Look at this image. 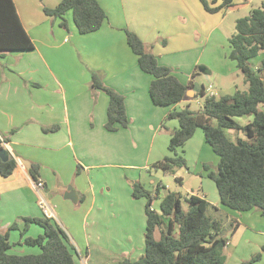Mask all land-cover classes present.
<instances>
[{"label": "crops", "instance_id": "1", "mask_svg": "<svg viewBox=\"0 0 264 264\" xmlns=\"http://www.w3.org/2000/svg\"><path fill=\"white\" fill-rule=\"evenodd\" d=\"M61 1L14 0L34 48L0 51V140L17 160L12 175L3 177L0 174V199L11 197L8 212L3 211L0 215V231L8 230L14 222L24 227L27 216H45L40 210V196L47 198L43 189L38 191L35 188V180L30 173L33 164L40 166L38 180L44 182V189L51 190V181L70 179L74 173L86 177L106 165L133 167L125 160L132 158L133 152L140 149L139 164L149 159V147L154 148L156 134L161 132L164 119L178 104L161 106L153 102L150 85L154 77L140 68L137 55L127 43L125 29L137 33L159 61L171 67L176 75L183 65L191 70L195 68L194 72L198 73L193 79L194 72L190 73L188 80L177 75L183 83L192 80L200 84L196 80L200 72L204 76L209 74L207 67L203 71L197 70L198 59L195 58L199 39L198 36L195 38L194 31L200 28L197 20H203L206 26L208 18L203 5H194V13L190 11V14L180 16L179 19L184 20L180 23L166 14L159 15L157 19L147 15L141 9L143 0H98L108 18L99 30L81 34L72 11L65 14V25H62V19L52 18L44 12V7H55ZM234 3V6L239 5L236 0ZM93 71L99 72L108 87L124 95L129 117L127 127L120 126L113 131L106 128L110 97L105 91L91 86ZM197 92L190 89L188 99L196 97ZM178 125L173 123L172 130ZM53 126L58 128L44 130ZM151 133L153 140L149 137ZM204 145L202 148L205 149ZM160 154L155 160H161L167 153ZM78 165L82 166L79 174L76 173ZM139 181L143 183L142 178ZM201 183L199 179L194 181L190 196L197 194ZM99 187L97 189L94 184L91 188L75 185L76 203H83L91 197L85 218L95 215L91 223L87 218L88 247L86 250L77 249L79 260L76 258V264H117L123 258H140L145 252L146 203L145 206L140 204L141 209L136 210L140 218V226L136 229L132 193H112L111 188L107 193L100 191ZM66 192L67 189L62 194ZM201 196L219 208L216 211L219 215L231 218V228L238 222L234 234L242 227L255 226L254 220L264 223L258 210L237 212L224 207L219 196L216 200L208 199L206 194ZM162 197L154 200L159 205L156 209L153 202L154 210L160 211ZM108 209L115 212L117 221L98 224L100 217L97 214L107 213ZM29 230L32 231L26 236L44 233L43 227L29 226ZM11 231L21 233L19 229ZM11 231L10 241L17 243L12 241ZM136 244L141 246L132 252L130 246Z\"/></svg>", "mask_w": 264, "mask_h": 264}, {"label": "trees", "instance_id": "2", "mask_svg": "<svg viewBox=\"0 0 264 264\" xmlns=\"http://www.w3.org/2000/svg\"><path fill=\"white\" fill-rule=\"evenodd\" d=\"M234 1L201 0V3L206 11L216 13L233 7ZM68 11L73 12L81 34L99 30L108 18L98 0H62L55 7H44L46 15L62 19V25H65ZM125 32L127 43L137 55L140 68L154 77L150 85L153 102L161 106H175L188 99V91L195 87V83L192 80L183 83L171 67L159 61L137 33L129 29H125ZM229 40L230 58L236 61L245 75L248 90H237L233 94L216 97L207 95L205 86L201 85L196 93V96L204 97L200 111L192 110L190 105L183 109L173 107L165 118L176 119L179 123L171 131L168 146L170 155L156 161L154 166L168 172L185 166L184 147L201 127L206 143L220 158L217 171H210L209 177L216 183L221 204L237 212L258 210L264 216V60L257 70L250 63L251 59L264 52V0L249 15L237 20L236 31ZM32 48L34 42L20 20L14 0H0V51ZM91 86L105 91L110 97L106 128L113 131L120 126L127 127L129 117L124 95L108 87L96 71L92 72ZM244 116H253V119L242 124L238 118ZM57 128L53 126L44 130L53 131ZM228 129L242 131L247 138L232 140ZM16 167L17 160L11 152L8 160L0 158V174L3 177L12 175ZM81 167L77 166V174ZM39 169L38 164L30 168L35 181H38ZM199 189L197 194L187 198L188 209L184 208L180 194L169 191L161 198L160 211H156L152 205L160 197V186L153 192L146 189L141 181L134 182L133 197L147 198L145 252L138 259L123 258L117 264H225L224 249L228 239L222 235L223 216L215 217L208 213L212 204L201 196ZM215 210L219 211V208L215 207ZM24 222L22 228L18 222H14L8 230L0 231V264H76L78 251L67 232L53 217L27 216ZM32 223L43 227L44 233L36 237L25 236ZM237 227L238 222L233 224L232 229ZM12 229H19L24 239L12 243ZM157 230L160 231L159 239L155 235ZM17 244L40 247L41 252L11 253L10 250ZM261 258L262 254L256 253L240 264H255Z\"/></svg>", "mask_w": 264, "mask_h": 264}, {"label": "rangeland", "instance_id": "3", "mask_svg": "<svg viewBox=\"0 0 264 264\" xmlns=\"http://www.w3.org/2000/svg\"><path fill=\"white\" fill-rule=\"evenodd\" d=\"M262 1L263 0H236L239 4L237 6L219 13L208 12L206 13L208 16L207 27L203 20L199 18L197 20V27H200L199 30L194 31L195 38L198 36L199 39L197 52L195 54V58L198 59L197 70L201 71V69L207 67L209 69V74L204 76L202 74L203 72H200V77H197L196 80L201 85H204L205 88L212 85L213 91L216 92V97L225 94H233L236 90H248L249 85L246 82L245 75L237 66L236 61L230 58L231 45L229 38L236 31L237 20L249 15L252 9L261 6ZM142 2L144 3L141 5V9H143L147 15L157 19L159 15L166 14V16L176 20V22L180 21V23L184 22V20L179 19L180 16L186 13L190 14V11L194 13V5H202L200 0H143ZM143 10L141 12H143ZM160 43L163 44V40H160ZM263 60L264 52H261L258 56L251 59V66L257 70ZM194 69L191 70L189 66L183 65L177 70V75L180 76L182 80H188L190 73L194 72ZM188 100L189 101L183 100L178 103L177 109H183L187 105H190V108L194 111H200L202 109L204 97L197 95ZM252 119L253 116H244L239 117L238 121L244 124ZM164 121V124L166 123L165 127H160L161 132L156 134L154 148L149 147V159L144 160L142 165L139 164L140 159L137 158L142 152L140 149L133 152L132 158H127L125 160V163L134 165L133 167L106 165L99 171H92L93 173L86 177L85 175L77 176L74 173L70 179L51 181V190L50 188L48 190L43 189V194L53 205V218L67 232L76 249L86 250L88 247L86 221L88 218V222L91 223L95 215L85 218L86 211L91 203V197L87 198V201L83 203H76L71 199L65 198V194L63 195L62 192L65 191V189L68 190L71 186L75 188V185L80 184L83 188H91V185L94 184L98 189L101 184L99 187L100 191L109 193V188H111L112 193L126 192V194H128L130 192L132 193L133 183L139 181V178H142L143 184L148 190L155 192L158 186H160L161 197L166 195L169 191L180 194L184 208L188 209L189 202L187 198L190 197V191L194 189V181L199 179L202 181L199 193L203 195L206 194L207 198L210 200L217 199L219 195L216 183L209 177V172L217 171L220 158L209 144L203 143L205 140L203 139L204 136L201 127L197 129L194 136L184 147L183 154L186 159L185 166L177 167L174 171L169 172L163 170L161 167L154 166L155 161H157L155 157L158 154L166 152V155H170L168 149L170 130L174 128L173 123L178 125L177 120L164 119ZM138 131L143 133L142 129ZM227 133L229 137L235 141H237L238 138H247L244 132L235 129H228ZM149 137L153 140L152 133L149 134ZM203 144H205V149L202 148ZM126 150L129 151L128 149ZM146 161H148V164H146ZM96 172L99 173L97 174ZM177 178H181V180ZM196 183L197 182H195V185ZM9 198L11 197L7 196L6 199V197L3 196V199H0V215L4 213L3 211L8 212L10 207ZM132 199H134L132 202L134 225L137 229L140 226V218L137 216L136 210L141 209L140 204L142 203H144L145 206L147 198L140 197L137 199L132 195ZM6 200H8V202H6ZM154 206L156 209H159V205L156 201H154ZM40 210L42 215H44V211L42 209ZM208 213L215 217L219 216L213 204L208 210ZM97 216L100 217L98 218V224H102L104 221H117V219H115V212H112L110 209H108L107 213L97 214ZM261 218L264 220L263 215H261ZM254 221L255 226L242 227L234 234L230 226L231 218L223 216L222 235L227 236L230 242L224 249L226 255L225 264H239L243 260L250 259L256 253H261L262 258L255 264H264V223L260 220ZM30 226L32 228H41L37 224H32ZM144 226L146 227V219L144 220ZM31 231L32 230L28 229L25 236L30 235ZM11 233L13 234L12 241L18 242L24 239V237H21L19 231H11ZM156 237L160 238L159 230L156 231ZM144 245L145 239L143 247ZM140 246V244H136L130 247H132L133 252L134 248L139 249ZM10 252L16 254H30L40 253L41 249L40 247L22 244L15 246ZM77 256L78 255H76V258H78Z\"/></svg>", "mask_w": 264, "mask_h": 264}, {"label": "built area", "instance_id": "4", "mask_svg": "<svg viewBox=\"0 0 264 264\" xmlns=\"http://www.w3.org/2000/svg\"><path fill=\"white\" fill-rule=\"evenodd\" d=\"M206 92H207V95H209V96H216V92L213 91L212 85H210L208 88H206ZM3 144L5 146H7L6 142H3ZM34 185L38 191L44 189V187H45L44 182L41 180L35 181ZM40 204H41V207H42L45 215L48 217H53L52 215H54V210H53L52 206L48 203V201L43 196H40Z\"/></svg>", "mask_w": 264, "mask_h": 264}, {"label": "water", "instance_id": "5", "mask_svg": "<svg viewBox=\"0 0 264 264\" xmlns=\"http://www.w3.org/2000/svg\"><path fill=\"white\" fill-rule=\"evenodd\" d=\"M201 71H203V69H201ZM200 88H201V85L198 84V83H195L194 90L195 91H199ZM9 157H10V152L6 148L0 149V158L2 160H8ZM65 198L71 199V200H73L75 202L78 201V194H77V192H76L74 187L71 186V187L68 188L67 192L65 193Z\"/></svg>", "mask_w": 264, "mask_h": 264}]
</instances>
